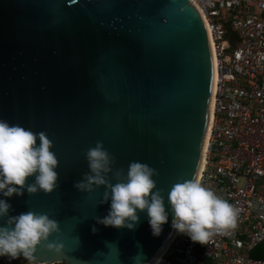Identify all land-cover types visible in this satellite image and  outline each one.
<instances>
[{"label":"water","instance_id":"obj_1","mask_svg":"<svg viewBox=\"0 0 264 264\" xmlns=\"http://www.w3.org/2000/svg\"><path fill=\"white\" fill-rule=\"evenodd\" d=\"M214 74L207 26L191 0H0V119L46 133L59 161L53 193L9 199L12 215L59 222L48 243L63 252L38 246L40 264H135L141 252L151 264L165 253L177 233L171 215L159 237L146 211L135 230L104 227L106 189L89 195L74 185L98 141L117 169L132 161L154 168L165 198L177 182L198 180Z\"/></svg>","mask_w":264,"mask_h":264},{"label":"clouds","instance_id":"obj_2","mask_svg":"<svg viewBox=\"0 0 264 264\" xmlns=\"http://www.w3.org/2000/svg\"><path fill=\"white\" fill-rule=\"evenodd\" d=\"M53 148L46 133L0 119V221H4L0 224V258L16 260L22 255L29 264H40L35 256L38 246L46 244L49 251L63 252L62 244L48 243L53 234H60L56 219L34 211L12 215L9 202L10 198L23 197L25 191L34 195L56 190L59 161ZM86 160L89 172L74 187L89 195L101 187L106 189L100 203L110 202V209L106 216L97 218L104 227L135 230L140 222L138 212L146 211L152 234L159 237L171 215L176 232L201 244L235 227L238 209L198 180L177 182L165 198L154 179L157 171L147 163L132 161L126 172L117 169L116 158L100 141L87 150ZM145 259L141 252L134 261L144 264ZM151 264H162V258Z\"/></svg>","mask_w":264,"mask_h":264},{"label":"built area","instance_id":"obj_3","mask_svg":"<svg viewBox=\"0 0 264 264\" xmlns=\"http://www.w3.org/2000/svg\"><path fill=\"white\" fill-rule=\"evenodd\" d=\"M191 1L212 31L217 61L214 121L199 182L238 216L235 227L204 244L177 232L160 258L162 264H264L248 254L264 243V0ZM226 24L237 32L235 42Z\"/></svg>","mask_w":264,"mask_h":264},{"label":"trees","instance_id":"obj_4","mask_svg":"<svg viewBox=\"0 0 264 264\" xmlns=\"http://www.w3.org/2000/svg\"><path fill=\"white\" fill-rule=\"evenodd\" d=\"M226 31L229 38L232 39L233 42L239 38L237 32L233 31L229 24H226ZM250 257L253 259H263L264 258V243L257 245L250 252ZM0 264H29V261L25 258L11 261L7 258H0Z\"/></svg>","mask_w":264,"mask_h":264},{"label":"bare ground","instance_id":"obj_5","mask_svg":"<svg viewBox=\"0 0 264 264\" xmlns=\"http://www.w3.org/2000/svg\"><path fill=\"white\" fill-rule=\"evenodd\" d=\"M204 18V17H203ZM206 23V21H205ZM207 30H208V36H209V40H210V44H211V48H212V54H213V63H214V90H213V97H212V102H211V112H210V126H209V130H208V134H207V139H206V143H205V148H204V158H203V162H202V167H201V172L203 171V169L205 168V155L208 149V139L210 137V133H211V129H212V121H214V112H215V104H214V99H215V92H216V81H217V73H216V58L214 55V50H213V40H212V31L210 29V27L207 25ZM200 179V176H199ZM198 179V181H199Z\"/></svg>","mask_w":264,"mask_h":264},{"label":"rangeland","instance_id":"obj_6","mask_svg":"<svg viewBox=\"0 0 264 264\" xmlns=\"http://www.w3.org/2000/svg\"><path fill=\"white\" fill-rule=\"evenodd\" d=\"M256 13H257V14H260V12H259V11H257ZM223 15H225V13H224ZM212 123H213V121H212Z\"/></svg>","mask_w":264,"mask_h":264},{"label":"crops","instance_id":"obj_7","mask_svg":"<svg viewBox=\"0 0 264 264\" xmlns=\"http://www.w3.org/2000/svg\"><path fill=\"white\" fill-rule=\"evenodd\" d=\"M251 251H252V250H251ZM251 251H250V252H251ZM250 252H248L249 256H250Z\"/></svg>","mask_w":264,"mask_h":264}]
</instances>
